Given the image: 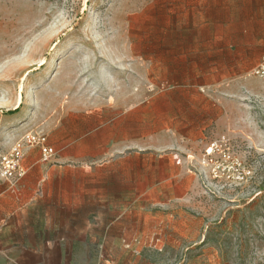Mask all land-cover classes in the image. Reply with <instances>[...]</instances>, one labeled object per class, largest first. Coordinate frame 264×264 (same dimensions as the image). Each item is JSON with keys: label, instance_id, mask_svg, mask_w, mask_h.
Instances as JSON below:
<instances>
[{"label": "rangeland", "instance_id": "rangeland-1", "mask_svg": "<svg viewBox=\"0 0 264 264\" xmlns=\"http://www.w3.org/2000/svg\"><path fill=\"white\" fill-rule=\"evenodd\" d=\"M203 11V0H0V156L70 100L142 97L180 83ZM226 81L221 131L248 176L214 178L206 141L207 174L192 204L125 218L122 238H109L115 251L90 254L88 264H264V81ZM10 188L0 176V211ZM44 224L32 218L10 240L54 235Z\"/></svg>", "mask_w": 264, "mask_h": 264}, {"label": "crops", "instance_id": "crops-1", "mask_svg": "<svg viewBox=\"0 0 264 264\" xmlns=\"http://www.w3.org/2000/svg\"><path fill=\"white\" fill-rule=\"evenodd\" d=\"M203 8L180 83L142 97L70 100L40 126L56 154L44 164L29 148L26 175L7 180L15 195L0 211V264H88L90 254L115 251L109 238H122L125 218L192 204L207 174L204 143L229 127L226 79L251 76L264 53V0ZM32 218L54 235L13 244Z\"/></svg>", "mask_w": 264, "mask_h": 264}, {"label": "built area", "instance_id": "built-area-1", "mask_svg": "<svg viewBox=\"0 0 264 264\" xmlns=\"http://www.w3.org/2000/svg\"><path fill=\"white\" fill-rule=\"evenodd\" d=\"M252 76L264 81V53ZM229 136L221 134L218 139L209 141L204 153V164L210 169L214 178H224L231 182H241L250 171L243 168L242 163L231 152L228 146ZM38 147L41 151V161L49 164L55 157V150L49 145L48 136L43 132L28 131L17 139L11 149L0 156V176L8 181L17 183L26 175L23 160L27 150Z\"/></svg>", "mask_w": 264, "mask_h": 264}]
</instances>
